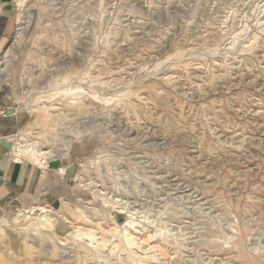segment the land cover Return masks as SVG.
<instances>
[{
    "label": "rangeland",
    "instance_id": "obj_1",
    "mask_svg": "<svg viewBox=\"0 0 264 264\" xmlns=\"http://www.w3.org/2000/svg\"><path fill=\"white\" fill-rule=\"evenodd\" d=\"M0 1V264H264V0Z\"/></svg>",
    "mask_w": 264,
    "mask_h": 264
},
{
    "label": "crops",
    "instance_id": "obj_2",
    "mask_svg": "<svg viewBox=\"0 0 264 264\" xmlns=\"http://www.w3.org/2000/svg\"><path fill=\"white\" fill-rule=\"evenodd\" d=\"M3 12L5 13L6 10ZM5 14H2L0 20V32L4 27L8 26ZM6 22V23H4ZM5 24V25H4ZM9 109L6 111L5 116H0V169L3 171V182L0 184V214L4 207L17 196L24 197V195H30L33 190L34 180L36 178V172H34L33 163L20 158L23 155L18 154L15 149V143L13 136L16 127L9 126V123L13 122L14 113L8 114ZM17 122V121H16ZM2 139L8 140L12 143L13 148L8 149L1 143ZM32 178V181H31Z\"/></svg>",
    "mask_w": 264,
    "mask_h": 264
},
{
    "label": "bare ground",
    "instance_id": "obj_3",
    "mask_svg": "<svg viewBox=\"0 0 264 264\" xmlns=\"http://www.w3.org/2000/svg\"><path fill=\"white\" fill-rule=\"evenodd\" d=\"M2 13H3V7H2L1 1H0V20L2 19ZM21 139L22 138L17 140L15 142V144H14L16 152L18 154H22L24 152L31 151L33 153V155H35V157L38 158V160H40V162H42L44 160L45 161L44 164H46V163L48 164L51 159H55V158L63 160L62 157H58L57 156L58 154L55 155L56 153L54 154L52 150H48V149L47 150H43L42 148H39L40 144H39V142L37 140H31V142H26L25 139H23V140H21ZM57 171L61 175H66L65 166H61L59 169H57ZM77 176H78V174L76 175V177ZM42 209H43V212H45V213L49 212V210L46 209L45 207H42ZM47 217H48V215H45L44 219H47ZM16 219H17V217H16ZM60 220L63 221L62 219H60ZM8 224H9V221H8L7 217L1 218L0 227H3V226L6 227V226H8ZM130 225H131V222L127 221L126 226L128 227Z\"/></svg>",
    "mask_w": 264,
    "mask_h": 264
},
{
    "label": "water",
    "instance_id": "obj_4",
    "mask_svg": "<svg viewBox=\"0 0 264 264\" xmlns=\"http://www.w3.org/2000/svg\"><path fill=\"white\" fill-rule=\"evenodd\" d=\"M13 112H14L13 110H9L8 114H12ZM1 143L3 145H5L8 149H12L13 148L12 143H10L6 139H2ZM61 163H62V161L60 159L50 160L49 163H48V168L57 170L59 167H61ZM66 171H67V173L70 176H74L75 175V171H76V166L72 165L71 167L67 168ZM3 174H4L3 171L0 169V184L3 182Z\"/></svg>",
    "mask_w": 264,
    "mask_h": 264
}]
</instances>
